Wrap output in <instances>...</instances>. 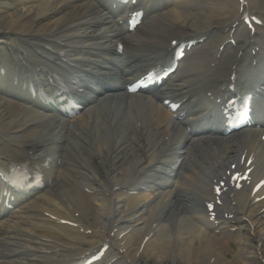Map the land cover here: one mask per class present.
Masks as SVG:
<instances>
[{
  "label": "bare ground",
  "instance_id": "obj_1",
  "mask_svg": "<svg viewBox=\"0 0 264 264\" xmlns=\"http://www.w3.org/2000/svg\"><path fill=\"white\" fill-rule=\"evenodd\" d=\"M139 1L145 9V16L134 31L116 32L106 41L90 43L88 39L122 27L125 12L109 14V9L114 5H108L103 0H0V59L3 58L0 68L6 70L5 76L0 77V152L3 155L0 175L12 178L14 164L23 161L22 149L28 144L53 155V160L57 158L50 167H33L30 164L31 170H28L30 177L50 185L28 189L27 195L19 196L15 208L11 210L15 212L12 215H4V210L3 214L0 212V264H80L84 253L86 255L88 251L96 249L102 240L117 246L118 252L123 249L127 251L130 247L137 251L144 237L150 233L151 237L144 244L142 253L147 258H153L156 264L176 256L184 264H210L211 258V264H229L218 252L231 240L235 241L238 248L233 255V264H264V198L253 201L254 196L249 194L253 182L264 178V161L258 162V165L254 164V160L248 165L244 162L248 156L252 159V154L259 157L254 151L258 136L247 132L236 134L221 143L201 141L184 146L180 162L183 166L173 180V188L181 190L180 193L189 199L182 209L181 203L178 206L175 204L172 189H157L153 195L144 196L126 193L145 183V175L157 168L158 156L165 153V146L159 143V130L151 129L137 136L139 128L152 121V117L147 115V108L134 110L130 108L134 103L129 100L125 110L136 114L125 116L118 122L116 118H111L112 114L106 115L103 109H99L95 111V123L88 127L87 114L65 121L53 113H45L44 105L37 95L28 93V101L32 103V106L27 103V106L32 107L28 112L19 106L22 105L20 101L13 99L19 89L12 86L10 81L19 72L9 68L11 62L7 60L10 56L27 67L24 72L28 78L40 76L39 70L44 69L51 72L55 80L56 77L62 78L68 69L75 72L77 66H84L87 71L91 68L110 72V69L100 65L113 62L123 67L129 63L141 64L148 60L145 51L149 52V49L154 50L158 60H166L171 40V37L166 36L167 27L173 29L177 26L174 28L176 36L220 30L238 19L241 6L237 0ZM70 2L76 8L72 18L90 12L94 19L103 20L102 26L97 30H87L84 22L71 26L68 20L71 16L65 12L73 6ZM162 4L163 9L158 8ZM252 8L255 10L253 14L260 16L264 22V5L259 6L257 0H246L243 9L252 11ZM256 28L262 29L260 26ZM73 37L79 40L71 42ZM248 37L246 35L245 40ZM218 39L220 37L215 40ZM115 40H121L128 47L120 59L72 58L64 50L75 45L83 51L107 52ZM24 41L34 47L43 45L42 53L47 56L55 54L59 63L55 67L39 61L40 57L32 52L22 51L21 44ZM258 41L253 37L252 45H258ZM260 41L262 45L254 48V51L257 50L256 59L264 54V41ZM220 62L194 55L187 67L184 68L183 64L177 71L180 72V83L174 85L172 90L184 95L186 91L204 83L212 85L222 74L221 70H217ZM250 69L245 65L243 74L248 75ZM121 71L114 70L108 75L118 80ZM36 84L43 86L40 81H36ZM29 87L30 80L25 89ZM217 89L204 88L206 94L201 98L210 101V96ZM205 99L201 101V107L206 105ZM215 111L213 107L209 112L214 119L218 117ZM261 111L264 114V102L260 105L258 102L257 112L260 114ZM20 129L23 131H16ZM162 131L171 135L172 139L179 135L178 132L172 133L167 126ZM136 141L137 144L134 143ZM244 147L249 148L250 153L240 157L238 154ZM9 152L15 160L9 157ZM239 158L244 160L243 163ZM233 161L239 162L241 171H248L250 184L233 192L226 191L227 195L233 196L227 201L222 199L221 205L216 206L223 210V216L232 214L230 218L225 217L223 222L218 221L219 217L216 218L221 232L216 236L210 230L215 224L208 220L199 201L208 200L213 185ZM186 164L189 170H185ZM171 180L168 179L169 185ZM7 182L0 180L1 194L7 188L11 189ZM262 188L261 193L264 192V186ZM86 189L91 193L86 192ZM74 212L79 215L74 216ZM60 219L78 223L83 231H91L92 240L87 252L82 248L81 241L84 238L79 228L61 224ZM232 221L243 222V228L231 232L229 223ZM115 228L117 240L108 236ZM118 252V263L134 264L132 258L126 257V253Z\"/></svg>",
  "mask_w": 264,
  "mask_h": 264
},
{
  "label": "rangeland",
  "instance_id": "obj_2",
  "mask_svg": "<svg viewBox=\"0 0 264 264\" xmlns=\"http://www.w3.org/2000/svg\"><path fill=\"white\" fill-rule=\"evenodd\" d=\"M89 222H91V218H89ZM236 226H239V225L237 224ZM236 251H237L236 244L233 241H230L227 247H225L224 251H222V254L225 256L226 259H229L231 258L232 255L235 254ZM132 252L133 251H131L130 254H132ZM140 260H141L140 264H155L153 259L146 258L145 255H141ZM164 264H172V260L166 259L164 261ZM177 264H180V263L178 262Z\"/></svg>",
  "mask_w": 264,
  "mask_h": 264
}]
</instances>
